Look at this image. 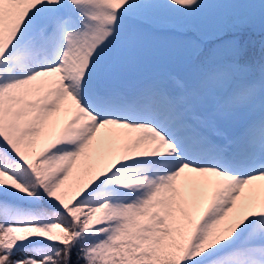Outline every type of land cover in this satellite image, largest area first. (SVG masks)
Segmentation results:
<instances>
[{"label": "snow or ice", "instance_id": "obj_1", "mask_svg": "<svg viewBox=\"0 0 264 264\" xmlns=\"http://www.w3.org/2000/svg\"><path fill=\"white\" fill-rule=\"evenodd\" d=\"M0 264H264V0H0Z\"/></svg>", "mask_w": 264, "mask_h": 264}, {"label": "rangeland", "instance_id": "obj_2", "mask_svg": "<svg viewBox=\"0 0 264 264\" xmlns=\"http://www.w3.org/2000/svg\"><path fill=\"white\" fill-rule=\"evenodd\" d=\"M179 38H180L179 34H176V33H170V32L169 33H156L152 37H150V41L154 45L160 48H164L165 46H170ZM153 60L154 59H151V58L146 59L145 62L139 68V71L143 73L144 75H150L156 71L166 72L172 75L182 74L181 71H176L175 69L171 67L163 68V64L158 63L156 60L154 61V63H152ZM174 64L175 63H171V65H174ZM154 66L155 67L158 66V67L155 68Z\"/></svg>", "mask_w": 264, "mask_h": 264}, {"label": "trees", "instance_id": "obj_3", "mask_svg": "<svg viewBox=\"0 0 264 264\" xmlns=\"http://www.w3.org/2000/svg\"><path fill=\"white\" fill-rule=\"evenodd\" d=\"M228 38H231V37H228ZM249 39L248 35L247 34H241L240 35V40H241V43L243 44L245 41H247ZM210 43V42H209ZM243 59V58H242Z\"/></svg>", "mask_w": 264, "mask_h": 264}]
</instances>
